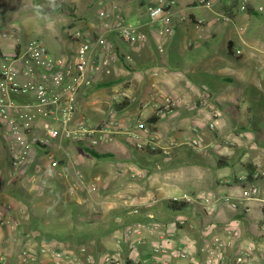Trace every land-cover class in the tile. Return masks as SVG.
I'll use <instances>...</instances> for the list:
<instances>
[{
  "label": "crops",
  "instance_id": "0c3cea01",
  "mask_svg": "<svg viewBox=\"0 0 264 264\" xmlns=\"http://www.w3.org/2000/svg\"><path fill=\"white\" fill-rule=\"evenodd\" d=\"M147 5L148 0H140L125 13L126 23L143 36L133 43L119 41L99 19L95 22L91 17L74 24L85 32L83 36L93 34L111 45L100 49L94 57L96 62L110 58L109 65L89 75V84L80 89L75 99L79 115L84 116V111L89 110L98 118L96 125L113 130L111 143H101L94 149L98 155L108 156L96 158L85 152L80 143L54 141L46 152L52 153L61 165L52 167L43 151L33 150L49 176L45 184L32 186L28 182L31 167L14 169L8 157L4 159L0 154V255L4 257L1 264H39L42 258L43 263L52 264L50 252L71 254L81 264H204L208 252L220 242L222 259L213 264H237L236 257L248 244H252V249L246 264H264V229L260 226L264 215V78L253 81L250 72L257 75L263 68L254 69L248 62L250 56L261 50L256 48L246 55L240 68L241 80L237 82H222V76H232L234 67L232 62L219 59L230 56L229 42L233 43L234 53L237 48L244 50L250 35L263 30L253 28L244 33L250 17L255 15L235 13L231 24L218 26L198 0H179L173 33L164 36L160 25L150 22ZM67 26L73 27L70 20ZM178 49L185 53L186 63L171 60ZM74 50L70 45L60 55L71 56ZM125 57L131 62L125 61ZM218 61L222 62L219 67ZM183 66H189V71L184 72ZM102 76L110 79L100 84ZM165 97L174 106H192L196 102L205 106L188 111L186 127H182L184 123L175 125L171 112L165 120L159 117L150 123ZM125 99L126 108H112ZM211 107H218L220 117H224V110L235 109L231 112L233 125L225 130L219 117L216 119L215 130L224 137L222 143H216L221 138L203 137L204 134L202 138L209 148L184 146L176 140H199L200 126L209 120ZM144 112L147 116L143 118ZM136 120L145 123V128L136 125ZM48 124L46 120L39 121L40 127ZM147 124L156 138L169 144L158 151L146 146L133 147L137 141L153 138ZM124 129L132 133L131 138ZM35 132L40 133L41 128ZM116 143L140 153L131 157ZM125 143L134 145L129 147ZM117 154L122 156L120 161L106 162ZM73 181L79 187L69 193L67 187ZM252 183L258 185L259 194L244 201L237 210L222 202L212 203L208 199V203H203L197 199L208 193L241 198ZM53 190H63L66 204L81 212L65 238L38 224L40 216L36 212L46 210L41 203L46 193ZM169 201L185 202L186 207L173 211L167 206ZM53 205L58 215L60 210ZM128 231L130 242L125 240ZM228 233L232 235L230 243L225 240ZM71 239H78L80 245L74 248Z\"/></svg>",
  "mask_w": 264,
  "mask_h": 264
},
{
  "label": "built area",
  "instance_id": "2783aa9c",
  "mask_svg": "<svg viewBox=\"0 0 264 264\" xmlns=\"http://www.w3.org/2000/svg\"><path fill=\"white\" fill-rule=\"evenodd\" d=\"M179 0H148L147 14L151 23L160 25L161 34L170 36L175 27V19ZM200 4L213 15L215 23L231 24L235 13H247L251 7L258 13L263 12V6L252 5L251 0H198ZM99 21L104 29L113 33L123 43H133L141 40L143 36L130 27L122 14L116 10L98 11ZM75 33L74 37L79 38ZM19 41L17 40L16 43ZM9 52H3L0 56V129L1 138L6 145L9 164L16 169L21 166L31 167L28 177L30 185H41L47 182L49 171L44 169L42 160H36L33 150L43 151L45 159L54 168L61 163L52 153L46 152L54 141H70L82 143L84 146L95 149L101 143L112 141L114 134L111 128L90 125L83 115L77 113L75 99L83 86L89 84L87 77L94 74L102 66H108L110 58L103 57L95 61V54L100 49L111 48L106 41L95 38L93 35L83 36L76 44L73 55L64 56L51 54L43 41L39 38H30L24 45L15 47ZM241 51L235 50L234 55L239 56ZM125 61L131 62L129 57ZM29 97L30 100L21 101L17 98ZM173 101L169 97L164 98V104L157 108L156 114L164 117L172 111ZM46 120L48 125L39 126V121ZM135 124H144L136 120ZM210 128L214 123L209 124ZM36 133L35 129H40ZM130 138L132 133L124 129ZM153 138L148 141H137L135 146L142 148L150 145ZM192 145L199 147L196 140ZM154 148V147H152ZM58 172V175H61ZM79 183L73 181L67 187L69 193L78 189ZM259 194L257 184L250 185L249 192L241 198L230 196H217L213 194H200L198 200L208 203L222 202L231 210H237L244 201L253 200ZM191 198H186L189 201ZM248 208H246V211ZM264 229V215L261 223ZM231 233L226 235V242L230 243ZM127 242L131 241V232L125 235ZM220 242L217 248L208 252L204 264H213L222 259ZM252 244H248L244 252L239 254L235 262L246 264ZM49 262L52 264L73 263L81 264V261L65 252L48 253ZM23 260H25L23 258ZM4 257L0 255V264Z\"/></svg>",
  "mask_w": 264,
  "mask_h": 264
},
{
  "label": "rangeland",
  "instance_id": "374dc122",
  "mask_svg": "<svg viewBox=\"0 0 264 264\" xmlns=\"http://www.w3.org/2000/svg\"><path fill=\"white\" fill-rule=\"evenodd\" d=\"M254 1L256 5L263 6L264 8V0H251ZM140 0H56V7H51V0H0V56L3 52H9L13 49L12 44L16 43L18 40L19 42L15 44V47L22 46L24 43L30 39V38H39L43 41L45 46L47 47L48 51L51 54H64V52L69 48L71 45L75 48L77 46L76 44L82 39L83 37V30L77 29L75 23L84 22L85 19H94L95 22L98 21V11L100 10H111L116 9L118 10L122 16H125V13L127 14L128 9H132V5L139 4ZM41 5L43 12L40 15H37L35 11V5ZM254 5V6H256ZM62 10V11H60ZM261 17H255L252 16L249 19V25L244 27V33L248 34L251 29H261L262 32L259 31V33H254L251 37V40L248 42H244V50L242 48H237L241 51V54L238 57H235L233 55H230L229 57H219V59L225 60L226 62H232L234 72L232 76L225 77L222 76V82L228 83L227 80H231V82H237L241 80L240 76V68L242 67V64L245 62L246 55H249L250 51L253 52L255 50L253 49H260L261 51L258 52L259 54H254L249 57L248 62L250 66L254 69L263 68L261 73L259 74H252L250 72V78L252 80H263L264 78V10L263 12L259 13ZM49 18H51V27L49 26ZM68 19V20H67ZM67 20L68 22H65ZM69 20L71 21V24L73 27H68L67 24L69 23ZM237 26L240 24L238 20L234 22ZM218 26H221L222 24L216 23ZM244 26V25H242ZM226 27V26H225ZM243 29H239V32H242ZM78 32L80 34L79 38L74 37L75 33ZM91 33V32H89ZM88 33V34H89ZM87 34V33H86ZM241 34V35H245ZM90 35V34H89ZM93 35V34H91ZM243 44V45H244ZM257 44L256 46H254ZM235 45V44H234ZM255 47V48H254ZM230 59V60H229ZM172 61L178 62H187V58L185 53L178 49V51L175 50L174 56L171 58ZM132 62H134V58H132ZM222 63V62H221ZM221 63L218 61L216 62V65L219 67L221 66ZM120 66L123 68V63L120 62ZM184 72L189 71V66H183L181 67ZM221 74H224V72H221ZM108 75V74H106ZM110 76V75H109ZM200 78V77H199ZM109 77H100L98 80V83L104 84L106 82L105 80H109ZM202 79V78H201ZM214 80V78L212 77ZM243 79V78H242ZM203 80V79H202ZM217 85L220 84V80L218 79ZM215 82V83H216ZM203 105V104H202ZM200 106L198 102H196L194 105H184L179 106L176 104L172 108L171 113L175 115V125H179L181 123H184L182 127H186V119L188 111H195L201 108H204L205 105ZM207 106V105H206ZM209 107V106H207ZM226 107V106H224ZM216 108L218 107H211L208 108L210 110L208 121H206L204 124H202L200 127V135L198 134V145L200 147H208L203 137H216L217 140L221 138L220 135L216 132V126L218 118V121L222 122L223 129L225 130L228 126H232V117L231 112H234L235 109L229 108L228 110H224V117H220V114L218 111H216ZM130 111H132V106L130 107ZM185 111V113L183 112ZM187 111V112H186ZM167 113L164 117H161L162 120H165L166 117L171 114ZM156 114V113H155ZM185 115V116H183ZM143 118L147 116V114L142 113ZM84 117L88 124L90 125H96L98 122V118L93 117V115L90 114L89 110L84 111ZM211 120V121H210ZM214 123V127L210 128L209 124ZM149 129V133L153 136V139L151 141L150 145H146L147 148L151 149L152 151H158L156 149L162 148L164 144L168 145V142L159 140L154 136V131H151L150 125H146ZM257 126V125H256ZM145 128V123H144ZM151 129V130H150ZM1 133V129H0ZM219 137V138H218ZM187 137L177 138L176 140L183 143L184 146H190L194 147L192 145V140H185ZM185 140V141H183ZM224 140V137L221 138V142L216 143H222ZM111 143V142H110ZM182 143H179L182 145ZM117 147H122V143H116ZM129 147H132L134 144H127ZM218 145V144H217ZM126 147V146H125ZM133 147H136L135 145ZM154 147V148H152ZM213 147V145H212ZM6 145L5 142H3V139L0 135V154L1 156L6 159L7 158V152H6ZM124 150L127 151L128 155L132 157H137L140 153L139 151H136L135 149H129L124 148ZM162 151L161 149H159ZM103 151V150H101ZM107 154V153H106ZM111 154V153H110ZM112 156V154H111ZM122 156H119V154L116 155L115 158L111 159L112 157H109L106 159V162H118L121 160ZM157 161H160V159H156ZM42 206L46 207V210H37V214L40 216V221H38V224L43 227L46 231H52L60 235V238H65L66 235L69 233V226L73 223V220L76 219L77 215H79L81 212L79 209L71 204H66L64 201V191L63 190H53L48 191L46 193V197L42 201ZM59 208L58 215L55 214L54 205ZM60 221H62L60 223ZM46 222L48 224H46ZM52 223V224H50ZM70 244H73L72 246L74 248L78 247L80 245V241L78 239H71ZM42 254V253H41ZM41 263L39 264H45L43 263V258L40 259ZM29 264V263H25ZM37 264V263H36Z\"/></svg>",
  "mask_w": 264,
  "mask_h": 264
},
{
  "label": "trees",
  "instance_id": "16d2710c",
  "mask_svg": "<svg viewBox=\"0 0 264 264\" xmlns=\"http://www.w3.org/2000/svg\"><path fill=\"white\" fill-rule=\"evenodd\" d=\"M247 14H252V15H255V16H259L260 14L258 12H256L255 10H253L251 7L248 9L247 11ZM233 49V43L229 42L228 43V46H227V50L229 52L230 55H234V52L232 51ZM235 57H238V56H235ZM128 105V102L127 100L125 99L123 102L121 103H118V104H114L112 106V108L115 110V111H121L123 110L124 108H126ZM159 119V116L157 114H155L151 119H149V122L150 123H154L156 122L157 120ZM80 145L83 147V150L85 152H87L89 155L93 156V157H96V158H105L107 157L108 155L106 154H100L98 155L94 149L92 148H89V147H86L84 146L82 143H80ZM9 162V161H8ZM168 208L173 210V211H179V210H182L186 207V203L185 202H177V201H169L168 203Z\"/></svg>",
  "mask_w": 264,
  "mask_h": 264
},
{
  "label": "clouds",
  "instance_id": "9594fccd",
  "mask_svg": "<svg viewBox=\"0 0 264 264\" xmlns=\"http://www.w3.org/2000/svg\"><path fill=\"white\" fill-rule=\"evenodd\" d=\"M56 6H57L56 0H51V7L55 8ZM35 11H36L37 15H40L43 12L42 6L38 5V4L35 5ZM49 21H50L49 26L51 27V18H49Z\"/></svg>",
  "mask_w": 264,
  "mask_h": 264
}]
</instances>
